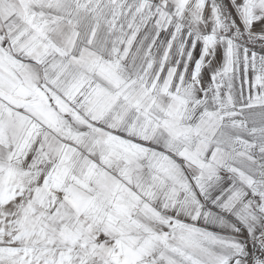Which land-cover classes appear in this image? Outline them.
<instances>
[{
    "label": "snow or ice",
    "instance_id": "6c2138e0",
    "mask_svg": "<svg viewBox=\"0 0 264 264\" xmlns=\"http://www.w3.org/2000/svg\"><path fill=\"white\" fill-rule=\"evenodd\" d=\"M0 264H264V0H0Z\"/></svg>",
    "mask_w": 264,
    "mask_h": 264
}]
</instances>
